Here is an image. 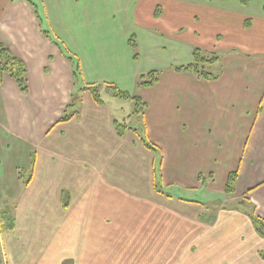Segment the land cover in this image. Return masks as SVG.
Returning <instances> with one entry per match:
<instances>
[{"label": "crops", "instance_id": "crops-1", "mask_svg": "<svg viewBox=\"0 0 264 264\" xmlns=\"http://www.w3.org/2000/svg\"><path fill=\"white\" fill-rule=\"evenodd\" d=\"M115 1L151 39L215 57V78L175 70L190 58L157 71L136 92L137 134L118 137V109L88 91L58 123L72 64L35 0H0V42L27 82L0 84V264H264L250 220H264V0Z\"/></svg>", "mask_w": 264, "mask_h": 264}, {"label": "rangeland", "instance_id": "rangeland-1", "mask_svg": "<svg viewBox=\"0 0 264 264\" xmlns=\"http://www.w3.org/2000/svg\"><path fill=\"white\" fill-rule=\"evenodd\" d=\"M34 4L42 29L58 42L66 60L72 58L78 65L72 94L78 95L79 103L73 110L80 106V90L93 87L102 104L118 109L115 113L120 123L125 121L140 132L143 116L134 113L135 103L113 97L112 89L136 97L139 76L185 65L189 58L192 62L193 47L188 53L189 47L176 39L146 36L134 28L131 15L115 0H35ZM204 69L213 73L208 64ZM26 175L29 173L24 178Z\"/></svg>", "mask_w": 264, "mask_h": 264}, {"label": "trees", "instance_id": "trees-1", "mask_svg": "<svg viewBox=\"0 0 264 264\" xmlns=\"http://www.w3.org/2000/svg\"><path fill=\"white\" fill-rule=\"evenodd\" d=\"M246 1L248 0H242V3H246ZM32 5V4H31ZM34 6V5H32ZM157 15V12H156ZM46 34V33H44ZM55 45L59 47V44L57 42H55ZM66 56V55H65ZM69 61H71L70 63L73 64V68H72V77L75 78L76 73H77V69H78V65H74V61H72V58H67ZM214 61H216L215 57H211L208 55H205L203 51H201L200 49H194L192 51V62L184 67H179L176 68V71H183V72H189L192 73L194 75H196L197 77H200L202 79H214L215 77H213L211 74L207 73L205 71V66L207 64H211ZM75 70V71H74ZM158 72H154L151 71L149 73H147L146 75H141L138 79V88H148L151 87L152 85L156 84L158 81ZM4 77H8L11 80H13L16 84V87L18 88V90L22 93L25 94L27 91V82H26V67L24 65V63L17 59L11 52L10 50L0 42V84L3 80ZM113 90V97L117 98V99H122V100H132L135 103V108L136 110L134 111V113L136 115H142V111L145 108V104L141 102V100L138 97H132L129 96L126 93H120L118 92L115 88L112 89ZM83 91H88L90 93V95L92 96L94 102L98 105L102 104V101L100 100V97L97 93V89L93 88V87H86L82 90H80V92ZM79 103V98L77 94H72L70 102L68 103V105L65 107L64 109V113L62 114V116L58 119V123H63V122H67L70 119H72L75 115H77V111L73 110L75 109V107L77 106V104ZM67 110H73L70 111L69 113H66ZM114 129L116 132V135L118 137H123L124 133L127 130H131L127 124L125 122L119 123V122H114ZM134 133L137 134L136 130H132ZM141 144L148 149L149 151L156 153V148L152 145H150L147 141H145L144 138L139 137ZM33 164V161H32ZM236 173H232L228 176V180H227V184H226V188H225V193L226 194H232L233 192V186H234V182L236 180ZM159 187L155 184L154 185V190H156L157 192H161V190H158ZM65 198V194L63 196V199ZM65 202V201H64ZM63 207H66V203L63 204ZM250 220L252 223V226L255 230V232L261 237L264 238V220L259 219L257 217L254 216H250ZM11 226L12 221L10 219L6 218V215H2L0 216V227L1 226Z\"/></svg>", "mask_w": 264, "mask_h": 264}]
</instances>
